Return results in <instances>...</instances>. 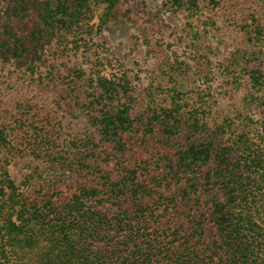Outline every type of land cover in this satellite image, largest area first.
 Instances as JSON below:
<instances>
[{
	"label": "trees",
	"instance_id": "16d2710c",
	"mask_svg": "<svg viewBox=\"0 0 264 264\" xmlns=\"http://www.w3.org/2000/svg\"><path fill=\"white\" fill-rule=\"evenodd\" d=\"M117 2L7 0L0 20L16 16L33 29L15 33L4 28L5 19L1 21L0 72L20 58L36 59L37 64L55 44L74 40L79 46L85 38L77 30L91 6L104 4L100 17H109ZM9 72L5 69L0 75V84ZM42 73L36 72V80ZM250 73L253 84L264 80L259 67ZM114 84L99 76V93L92 88L95 95L88 102L100 137L114 141L112 151L100 156L87 142L77 145L69 151L68 162L59 164L73 170L76 180L52 190L43 188L44 180L37 184L36 196L20 198L16 204L13 181L0 179L3 245L14 254L24 247L36 249L33 262L14 256L8 264H264V113L257 127L250 116L229 119L218 123V139L212 135L168 147L174 156L145 163L133 155L134 145L125 143L138 128L127 107L103 110L113 101L111 92L118 93ZM80 85L67 86V95L79 92ZM164 111L165 118L172 117L164 131L171 133L180 119ZM195 115L191 121L196 128L207 125L205 110ZM144 124L149 127V120ZM1 251L7 255L4 246Z\"/></svg>",
	"mask_w": 264,
	"mask_h": 264
},
{
	"label": "rangeland",
	"instance_id": "374dc122",
	"mask_svg": "<svg viewBox=\"0 0 264 264\" xmlns=\"http://www.w3.org/2000/svg\"><path fill=\"white\" fill-rule=\"evenodd\" d=\"M190 2L176 6L169 0H118L109 17L102 18L104 4L92 5L77 30L85 38L79 46L74 40L55 44L37 64L36 59L20 58L5 66L0 75L5 69L10 72L0 84V179L13 181V203L32 199L44 180L43 188L50 190L76 180L73 170L59 164L68 162L69 151L77 145L87 142L100 156L112 151L114 141L100 137L89 113L93 109L88 102L96 89L99 93V76L113 80L118 91L111 92L113 101L103 110L127 107L138 128L125 143L134 145L133 155L145 163L174 156L168 147L212 135L218 139V123L229 119L250 116V123L259 125L264 80L253 84L250 71L264 70V0ZM6 4L0 0V12ZM3 19L8 31L33 29L16 16L2 17L0 23ZM74 82L82 84L80 91L67 95V86ZM164 110L180 119L171 133L164 131L172 123ZM197 110L208 113L206 126L196 128L191 121ZM148 120L150 126L145 127ZM1 239L0 264L14 256L29 262L36 258L35 248L10 253L13 249Z\"/></svg>",
	"mask_w": 264,
	"mask_h": 264
}]
</instances>
